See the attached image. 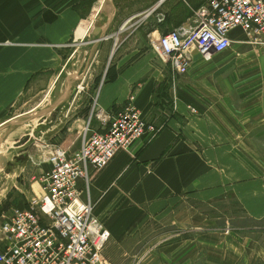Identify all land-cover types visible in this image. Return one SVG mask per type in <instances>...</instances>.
Segmentation results:
<instances>
[{"label": "crops", "instance_id": "crops-1", "mask_svg": "<svg viewBox=\"0 0 264 264\" xmlns=\"http://www.w3.org/2000/svg\"><path fill=\"white\" fill-rule=\"evenodd\" d=\"M186 1L189 10L180 0H0V163H28L29 169L6 173L11 181L0 191V211L28 205V199L41 193V183L34 180L49 171L42 163H47L51 146L80 148L87 125L102 131L98 109L108 112L133 102L157 132L119 150L105 168L92 170L89 189L81 183L83 198L91 200L93 213L111 233L104 248L109 262L264 264L262 231L257 237L243 235L229 224L218 227L193 206H172L181 198L205 201L232 190L244 214L264 218V163H245V156L241 163L239 155L231 165L214 147L212 130L199 128L196 121L181 124L190 115L181 111L182 104L206 110L203 102L185 94L189 83H179L180 105L173 104L170 114L156 101L165 76L160 69L151 70L149 61L148 69L143 67L146 59L134 60L139 54L149 58L135 43L184 24L191 8L207 0ZM106 5L110 7L103 11ZM242 36L238 30L232 33L233 41ZM84 40L94 57L91 72L99 69L93 80L80 82L83 90L94 91L89 92L91 107L77 113L80 104L72 98L52 128L42 131L48 138L60 121L61 145L46 137L39 144L36 134L44 123L26 121L53 92L69 63L71 42ZM106 70L110 73L103 80Z\"/></svg>", "mask_w": 264, "mask_h": 264}, {"label": "built area", "instance_id": "built-area-1", "mask_svg": "<svg viewBox=\"0 0 264 264\" xmlns=\"http://www.w3.org/2000/svg\"><path fill=\"white\" fill-rule=\"evenodd\" d=\"M191 11L184 24L149 39L169 66L173 84L189 74L196 56L228 49L237 30L264 41V0H207ZM95 116L102 131L87 125L81 147L73 151L51 146L41 193L0 222V264H111L104 254L111 233L93 213L91 200L83 198L81 183L89 189L92 170L105 168L133 142L152 138L157 127L133 102L108 112L98 109Z\"/></svg>", "mask_w": 264, "mask_h": 264}, {"label": "rangeland", "instance_id": "rangeland-1", "mask_svg": "<svg viewBox=\"0 0 264 264\" xmlns=\"http://www.w3.org/2000/svg\"><path fill=\"white\" fill-rule=\"evenodd\" d=\"M180 1L183 5H186V0ZM108 7L110 6L106 5L103 11H108ZM185 7L189 10L187 5ZM88 27L89 24L84 26L83 32ZM164 32H167V30ZM154 36L157 37L158 34ZM137 45L148 52L149 58L148 56L143 58L139 54L134 57V60L141 62L146 59L143 67L146 66L148 69L147 61H149L151 70L160 69L159 72L165 76L162 84L157 86L159 99L156 101L159 102L162 109H168L171 114L173 104L180 103V100L177 99L179 83L188 82L190 86L185 94L199 103L203 102L206 110L193 105L182 104L181 111L183 110L184 113L190 115L183 117L180 121L181 124L186 126L189 121H196L202 124L198 125L199 128L206 126V128L212 130L214 133L210 136L212 141H215L214 147L220 149V154L231 165L237 163L239 155L242 159L239 160L241 163L244 156L245 163H253L255 159L264 163V41L248 39L243 34L242 39L234 40L228 49L208 58L199 57L195 59L189 74L178 77L176 85L173 84L169 66L164 63L161 55L155 51L152 42L146 40L141 44V41H139V43H135V46ZM69 54V63L56 79L50 97L39 108L41 110L34 111V116L26 121L34 124L44 123L39 127L36 134V141H39V144L42 143L41 141L45 137L47 138L42 133L44 127L52 128L61 112L69 106L74 98L80 104L76 110L77 113L85 111L86 107H91V103L89 104L91 88L86 87L87 83L85 82L83 90L80 82L85 79L93 80V75L97 71L99 73V69L93 70V72L90 70L94 57L89 52L87 40L82 41V43L80 41L71 42ZM84 57H86L85 60H83ZM118 58V55H115L113 62H117ZM103 61L100 67L102 65L104 68L106 62ZM87 66L88 69L84 73L83 69ZM108 71L106 70L103 80H106ZM80 87L82 90L78 95ZM91 93L94 94L93 89ZM209 111L212 117L208 115L207 112ZM160 118H163V116L160 115ZM62 125L58 121L53 130L54 132H50L46 140L52 139L54 144H60L61 135L63 134ZM244 148L245 152L243 153ZM42 164L50 167L49 163ZM37 165L39 168L41 163H37ZM13 170H16V172L23 171L22 174L26 173L29 170L28 163H9L5 167L0 163L1 192L2 189L8 187L7 185L11 181V176L5 177L6 173ZM34 181L40 183V177ZM83 196L86 197L85 193H83ZM172 206L177 209L193 206L199 211L205 212L207 218L216 223L218 227L221 224H229L230 227L237 229L243 235L257 237L260 235L258 232L261 231L264 234V218L257 220L244 214L242 205L237 200L235 191L232 190L205 201L181 198ZM13 209L0 211V222ZM262 238L264 240V237Z\"/></svg>", "mask_w": 264, "mask_h": 264}, {"label": "trees", "instance_id": "trees-1", "mask_svg": "<svg viewBox=\"0 0 264 264\" xmlns=\"http://www.w3.org/2000/svg\"><path fill=\"white\" fill-rule=\"evenodd\" d=\"M110 72L108 71L107 75L109 74Z\"/></svg>", "mask_w": 264, "mask_h": 264}]
</instances>
